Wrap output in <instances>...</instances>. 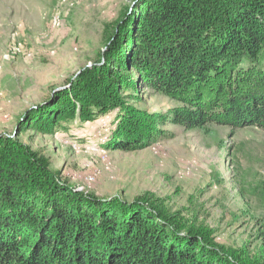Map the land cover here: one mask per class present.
Wrapping results in <instances>:
<instances>
[{
    "label": "trees",
    "instance_id": "trees-1",
    "mask_svg": "<svg viewBox=\"0 0 264 264\" xmlns=\"http://www.w3.org/2000/svg\"><path fill=\"white\" fill-rule=\"evenodd\" d=\"M103 38L90 68L0 133V264H264V222L258 245H225L149 192L79 190L19 138L75 139L71 129L111 116L97 147L125 153L172 137L169 126L264 133V0H132ZM253 194L264 200V179Z\"/></svg>",
    "mask_w": 264,
    "mask_h": 264
},
{
    "label": "rangeland",
    "instance_id": "rangeland-1",
    "mask_svg": "<svg viewBox=\"0 0 264 264\" xmlns=\"http://www.w3.org/2000/svg\"><path fill=\"white\" fill-rule=\"evenodd\" d=\"M132 0H0V133H11L17 119L42 103L53 88L91 67L104 52L103 30ZM164 103L150 101V107ZM140 106V105H139ZM112 117V116H111ZM111 117L86 122L70 135H42L32 128L19 135L50 160L51 168L79 190L127 201L142 192L166 207L214 230L218 242L256 246L264 200L253 189L264 179V133L168 127L163 137L136 152L102 150L101 136ZM242 193L244 195H242Z\"/></svg>",
    "mask_w": 264,
    "mask_h": 264
},
{
    "label": "water",
    "instance_id": "water-1",
    "mask_svg": "<svg viewBox=\"0 0 264 264\" xmlns=\"http://www.w3.org/2000/svg\"><path fill=\"white\" fill-rule=\"evenodd\" d=\"M57 90H59V89H57ZM34 107V106H33Z\"/></svg>",
    "mask_w": 264,
    "mask_h": 264
}]
</instances>
